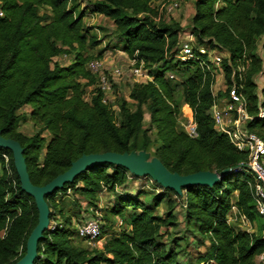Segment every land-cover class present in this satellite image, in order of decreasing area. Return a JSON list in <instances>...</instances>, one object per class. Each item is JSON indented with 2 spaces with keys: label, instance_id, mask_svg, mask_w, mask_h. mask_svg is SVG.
Segmentation results:
<instances>
[{
  "label": "trees",
  "instance_id": "16d2710c",
  "mask_svg": "<svg viewBox=\"0 0 264 264\" xmlns=\"http://www.w3.org/2000/svg\"><path fill=\"white\" fill-rule=\"evenodd\" d=\"M156 1L88 0L82 7V0H0V131L22 144L34 184H46L83 154L105 151L146 149L181 174L233 168L215 185L189 186L179 195L155 181L161 189L157 194L144 188L127 190L132 183L129 175H135L125 167L94 165L46 196L50 226L38 242L33 264H189L180 261L178 248L168 247L163 240V228L177 221L170 194L182 200L186 223L209 240L199 262L257 264L264 252V222H259L264 215L253 198L255 175L243 164L247 154L215 128L210 113L215 100L228 96L234 87L254 116L248 123L250 130L264 140V116H258L260 107L264 109V86L259 96L255 81L264 70V41L263 55L259 52L264 0H194L191 32L196 40L228 53L222 59L227 87L216 95L211 68L196 59L170 64L183 27L174 20L157 19ZM88 11L114 21L121 50L144 59L154 78L133 83L129 94L133 103L122 98L117 110L104 102L98 75L88 68L90 60L102 58V53L89 52L100 42L85 24ZM64 53L70 55L68 63L54 60ZM170 70L182 78H170ZM180 87L198 124L196 138L179 122L176 92ZM28 121L36 127L32 134L19 129ZM3 154L8 155V163ZM0 162V264H14L26 253L39 213L33 197L21 189L12 151L0 147ZM104 187L116 200L103 218L111 221L120 216L122 227L112 231L101 247L83 246L74 224L79 214L74 205L79 211L82 207L77 199L72 206L65 197L73 192L97 206ZM165 199L169 210L163 217L156 210ZM234 205L249 223L258 222L257 232L230 223ZM111 228L102 224L101 239Z\"/></svg>",
  "mask_w": 264,
  "mask_h": 264
},
{
  "label": "rangeland",
  "instance_id": "374dc122",
  "mask_svg": "<svg viewBox=\"0 0 264 264\" xmlns=\"http://www.w3.org/2000/svg\"><path fill=\"white\" fill-rule=\"evenodd\" d=\"M180 6L173 13L164 16L167 21H177L182 27L183 30L179 35V45L181 42L187 37V35L191 32V12L193 9L192 0L185 1L179 0ZM88 0H82V7L87 5ZM85 24L90 28V32L96 35L99 40V44L94 47L89 48V52L93 55H98L102 53V60L105 63L106 68H112L114 66H121L124 69V74L118 78L116 81L113 92L109 95L110 102L115 110L118 109V102L120 99H126L130 102L132 100L129 97L131 86L133 83L138 81L137 76L133 75L131 72L130 66V57L128 54L121 50V44L118 41V38L115 33L116 25L114 21L103 15L92 13L90 11L87 12L85 17ZM264 39V38H263ZM260 41L259 52L263 55L262 43L264 40ZM216 55L221 57V59L226 57V52L224 50H217ZM177 61L176 58H173V64ZM158 66V65H157ZM211 69L213 70L216 80L213 85V91L217 94L220 90L226 89V81L224 78L223 66L222 62L219 65L216 63L212 64ZM175 75V80L181 79L182 77L173 71H169L168 75ZM170 77V76H169ZM171 78V77H170ZM177 101L181 104V114L184 111H187L186 103L183 101V91L182 88H178L176 92ZM133 103V102H132ZM28 109V108H27ZM180 114V116H181ZM184 114V113H183ZM149 114L147 113L145 116V125H148ZM23 133L32 134L36 131V127L31 121L22 123L19 128ZM152 136L155 137V132H151ZM144 188L151 193L157 194L161 191L154 183L149 181V179L142 180H134L129 184L128 189L130 191L137 192L139 189ZM172 199H175V205L172 208L173 213L177 217V221L174 225L164 227L162 232L164 233L163 240L166 241L168 247L178 248L179 259L183 262H188L189 264H211L210 261H198L199 257L204 254L209 248V240L207 237H202L192 225H188L185 221V210L182 204V200L175 197V195H169ZM77 199L80 203L82 210L79 211V208L74 205V209H76L79 214L74 218V224L78 225L82 223L81 220H85L89 216L100 217L102 223H106L111 226V230L106 232L102 239L97 243L96 246H89L88 243L83 239H79V243L83 246H87L90 248L93 247H101L103 242L112 234V231H117L122 227L123 220L120 216L112 217L111 221H106L103 218V215H106L107 206L111 207L115 202V194L106 193L104 194L100 200L98 201L97 206H90L87 201L80 197V195L74 194L73 192L65 197V200L69 202L70 205L73 206V199ZM146 198L143 196V199ZM150 198V196H148ZM169 210L166 199L164 202L160 204L157 213L163 217L167 215V211ZM232 212V211H231ZM129 213V212H127ZM233 213H230V215ZM233 217V218H232ZM230 219V223L236 225L238 228L248 230L250 232H257L259 224L258 222H242L240 219H236L235 215H233ZM80 221V222H79ZM259 222H264V218H259ZM173 239H177L175 242ZM179 242L178 247L175 246V243ZM257 264H264V260L262 261L257 257Z\"/></svg>",
  "mask_w": 264,
  "mask_h": 264
},
{
  "label": "built area",
  "instance_id": "2783aa9c",
  "mask_svg": "<svg viewBox=\"0 0 264 264\" xmlns=\"http://www.w3.org/2000/svg\"><path fill=\"white\" fill-rule=\"evenodd\" d=\"M179 6V0H158L157 7L159 15L157 19L173 13ZM0 15H3L2 9H0ZM217 50L220 49H211L204 44H199L195 35L190 32L179 45L178 52L174 54V58L181 61L196 59L201 65H206L211 68L212 64L217 63L219 65V63L222 62L221 57L216 55ZM204 55L207 57L205 58ZM227 55L228 53L226 52V56ZM129 59L132 74L139 77L137 82L146 83L148 81H153L154 78L146 67L144 59L138 58L137 56L130 57ZM54 60L68 63L70 55L64 53L59 57H55ZM88 68L98 75V86L105 93L104 102H110L109 95L113 92L114 84L118 78L124 74V69L121 66H114L108 69L102 59L90 60L88 62ZM261 73L264 75V70ZM169 76L175 78L173 74ZM259 96H261V90ZM186 107L187 111L181 114L179 122L190 137L196 138L199 136L198 124L194 118L192 108L187 103ZM210 113L214 120L215 128L219 132L226 134L230 142L238 150L247 154V160L243 164L244 166L248 165L250 167L248 170L252 171L255 175V183L252 186L253 198L257 210L260 214L264 215V140L257 133L251 131L248 126L249 121H251L254 116L248 113L246 98L242 94H239L233 87L228 96L215 100ZM258 116H264V109L262 107L259 109ZM3 158L5 162L8 163V155L3 154ZM2 169V164L0 162V172ZM6 169L8 174L11 175L12 172L7 165ZM144 178L149 179L152 183L154 182L149 176L129 175V179L132 181L142 180ZM12 185H16L15 179H12ZM68 193H71V190H69ZM106 193H109V191L104 187L100 198ZM238 212V208L234 205L231 212L233 214L229 215V221L231 217L235 215L236 219L248 223L247 217L239 215ZM102 224L100 217L89 216L84 222L78 224V236L84 239L89 246H96L101 240ZM258 257L263 261L264 252Z\"/></svg>",
  "mask_w": 264,
  "mask_h": 264
},
{
  "label": "water",
  "instance_id": "95a60500",
  "mask_svg": "<svg viewBox=\"0 0 264 264\" xmlns=\"http://www.w3.org/2000/svg\"><path fill=\"white\" fill-rule=\"evenodd\" d=\"M0 147L12 151L21 189L33 197L39 213L38 223L27 240L26 253L14 264H33L38 255V242L50 225V208L46 196L57 189H61L66 183H71L77 175L94 165L111 163L123 166L135 176H149L162 187L173 189L179 195L183 194V188L189 186H213L225 174L233 170V168L228 167L220 172L199 170L193 173L181 174L168 169L159 157L146 149L123 153L105 151L83 154L73 161L65 172L58 174L44 185H37L30 179L22 144L14 138L5 137L0 131ZM245 167L250 169L248 165Z\"/></svg>",
  "mask_w": 264,
  "mask_h": 264
},
{
  "label": "crops",
  "instance_id": "0c3cea01",
  "mask_svg": "<svg viewBox=\"0 0 264 264\" xmlns=\"http://www.w3.org/2000/svg\"><path fill=\"white\" fill-rule=\"evenodd\" d=\"M193 2V0H192ZM158 4V0L155 2L154 5ZM194 14V3H193V9L191 12V16ZM264 40V39H263ZM225 78V76H224ZM255 81L258 83V91L260 92L261 88L264 86V75L262 73H259L256 77H255ZM224 90V89H223Z\"/></svg>",
  "mask_w": 264,
  "mask_h": 264
}]
</instances>
